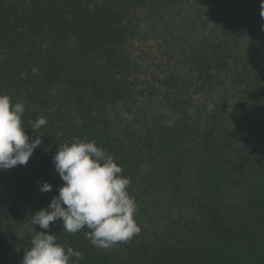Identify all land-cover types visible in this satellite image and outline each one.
Segmentation results:
<instances>
[{"label": "trees", "instance_id": "16d2710c", "mask_svg": "<svg viewBox=\"0 0 264 264\" xmlns=\"http://www.w3.org/2000/svg\"><path fill=\"white\" fill-rule=\"evenodd\" d=\"M177 2L0 0V94L24 103L30 139L47 118L28 163L0 171V264H22L27 218L64 183L53 157L85 137L130 178L141 231L102 249L87 227L65 233L59 219L49 230L35 226L79 251V264H264L260 0H204L215 28L193 45L185 22L168 24L165 45L188 47L184 70L146 81L134 52L142 23ZM45 181L49 192L39 191Z\"/></svg>", "mask_w": 264, "mask_h": 264}, {"label": "clouds", "instance_id": "9594fccd", "mask_svg": "<svg viewBox=\"0 0 264 264\" xmlns=\"http://www.w3.org/2000/svg\"><path fill=\"white\" fill-rule=\"evenodd\" d=\"M260 16L264 19V0H260ZM264 30V24L261 25ZM11 98L0 94V171L26 165L35 149L42 144L39 131L47 124L40 116L31 127L37 133L30 139L22 126L24 103H10ZM55 171L64 182L47 208L27 218L31 228V247L25 252L22 264H79L83 259L71 246L57 243V236L49 234L50 223L61 220L63 232L75 234L85 227L84 235L97 248L109 249L127 242L141 231L134 219L137 204L130 196V178L121 175L122 168L114 157L97 146L94 140L65 142L53 157ZM52 185L40 184L39 191L49 192ZM75 258L74 260L72 258Z\"/></svg>", "mask_w": 264, "mask_h": 264}, {"label": "rangeland", "instance_id": "374dc122", "mask_svg": "<svg viewBox=\"0 0 264 264\" xmlns=\"http://www.w3.org/2000/svg\"><path fill=\"white\" fill-rule=\"evenodd\" d=\"M155 14L144 19L134 52L146 72V81L150 78L148 81L159 84L160 79L163 81L175 73V69L181 72L184 70L180 51L188 48L180 47L176 53L165 45L164 38L167 34L163 30L168 24H172L176 29L185 22L188 25L186 43L192 45L196 39H199L200 33H206L208 29L215 28V25L213 22L206 24V21L210 20V13L205 8L204 0H178L174 10L169 9L159 13V15L163 14V18L160 19V16Z\"/></svg>", "mask_w": 264, "mask_h": 264}]
</instances>
